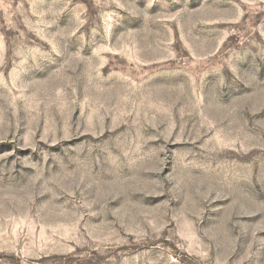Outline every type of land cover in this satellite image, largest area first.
Segmentation results:
<instances>
[{"label": "rangeland", "instance_id": "obj_1", "mask_svg": "<svg viewBox=\"0 0 264 264\" xmlns=\"http://www.w3.org/2000/svg\"><path fill=\"white\" fill-rule=\"evenodd\" d=\"M0 264H264V0H0Z\"/></svg>", "mask_w": 264, "mask_h": 264}]
</instances>
